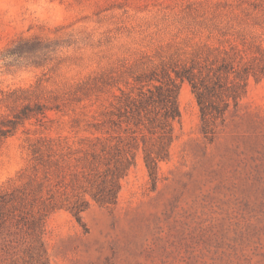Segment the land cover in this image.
I'll use <instances>...</instances> for the list:
<instances>
[{"label":"rangeland","instance_id":"rangeland-1","mask_svg":"<svg viewBox=\"0 0 264 264\" xmlns=\"http://www.w3.org/2000/svg\"><path fill=\"white\" fill-rule=\"evenodd\" d=\"M19 41L46 52L2 59ZM0 264H264V0H0Z\"/></svg>","mask_w":264,"mask_h":264},{"label":"trees","instance_id":"trees-1","mask_svg":"<svg viewBox=\"0 0 264 264\" xmlns=\"http://www.w3.org/2000/svg\"><path fill=\"white\" fill-rule=\"evenodd\" d=\"M33 41H19L12 49H9L6 54H4L2 59L8 57H16V58H25L27 55H35L37 53H44L46 52L44 48H40L37 46H32ZM175 71V70H174ZM175 78L176 79H187L190 84L192 85V89L196 95L197 102L200 106L201 117L202 121L207 122L206 118L210 115V105L207 102L205 90H201L200 87L195 82V75L192 73L191 70H181L175 71ZM156 76H152L149 78L151 82L158 81L160 85H153L155 90L158 92V101L161 103L164 109V116L167 119L165 122H161L157 128L158 130H154V133L158 134V146L155 150H148L144 149V162L148 170L150 171V176L155 177V170L157 169L158 161L164 159L168 155V146L172 140V129L170 124L167 122L168 120H175L179 117V111L176 106V91L177 83L176 79H173L170 75L167 76L166 82H160ZM166 88L163 91V88ZM148 92L151 93V89H148ZM165 92V94H163ZM146 93L143 90L139 92V101L143 99L146 101L151 100L154 102L156 99L153 97L152 93L148 97H145ZM127 108H124L126 110ZM139 112V108L136 107L135 112ZM223 114V113H222ZM123 115L120 114L118 117H122ZM111 123L114 124L113 120H110ZM135 141V140H134ZM135 144V143H134ZM124 147V146H123ZM137 147V146H136ZM116 150L120 149L119 145L115 146ZM123 155L119 158L121 152L115 153L117 158L114 161V168L109 170L110 171V179L108 181V187L110 188L107 192V195L104 194H96L94 199L101 204H111L114 203L117 199L118 191L120 188L118 179L121 177L122 174H125L127 170L134 164L135 155L132 153L131 146L122 148ZM100 158L105 162V164H111L110 157L114 156L113 149L108 146L106 143H102L100 147ZM112 158V157H111ZM99 196V197H98ZM85 208H76L74 210V215L76 216L77 220H81V212Z\"/></svg>","mask_w":264,"mask_h":264}]
</instances>
